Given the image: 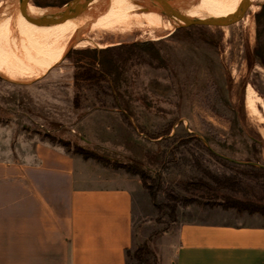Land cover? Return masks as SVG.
<instances>
[{"label":"rangeland","instance_id":"rangeland-1","mask_svg":"<svg viewBox=\"0 0 264 264\" xmlns=\"http://www.w3.org/2000/svg\"><path fill=\"white\" fill-rule=\"evenodd\" d=\"M26 1L0 0V20L15 16L21 8L31 13L33 20L44 18L64 10L72 0H37L25 8ZM89 1L87 9H106L121 0ZM252 1L242 21L221 28L186 27L169 12L141 4L135 13H156L152 23L141 27L131 15L129 28L90 35L92 44L85 49L75 44L56 45L41 35L11 39L9 35L32 32L0 29V159L33 140L68 152L59 141L47 137L51 134L96 153L110 164L138 165L148 173L149 184L161 178L160 202L171 197L206 201L209 191L189 183L202 179L213 185L210 172L235 174L245 182L244 191H220L219 202L230 196L264 206V177L243 176L204 147L240 162L258 158L264 163V148L257 151L253 146V140L264 141V67L254 57L258 33L264 42V17L260 26L255 17L264 0ZM247 2L193 0L191 11L202 4L193 18L216 23L236 16ZM145 42L154 43L161 61L138 50L130 54L127 49L115 48ZM105 48L113 49L110 55L118 65L116 80L109 77L100 84H76L74 52ZM250 88L255 113L247 108ZM76 98L79 108L75 107ZM124 111L131 126L122 116ZM184 139L191 140L183 143ZM146 150L153 155L145 158L142 153ZM142 199L137 193L138 213ZM142 204L143 216L136 220L140 241L149 244L158 264H173L172 248L166 249L177 239L179 225L157 222L159 212L146 190ZM212 212L215 215L204 214L203 218L233 223L253 219L234 209L225 212L216 207ZM202 213L198 204L180 207L178 223Z\"/></svg>","mask_w":264,"mask_h":264},{"label":"crops","instance_id":"crops-1","mask_svg":"<svg viewBox=\"0 0 264 264\" xmlns=\"http://www.w3.org/2000/svg\"><path fill=\"white\" fill-rule=\"evenodd\" d=\"M137 193L143 203L141 179L122 169L41 140L22 143L0 159V264H126L144 211ZM198 206L204 213L176 223L166 249L173 264H264V222L252 221L264 216L212 221L203 216L216 207Z\"/></svg>","mask_w":264,"mask_h":264},{"label":"trees","instance_id":"trees-1","mask_svg":"<svg viewBox=\"0 0 264 264\" xmlns=\"http://www.w3.org/2000/svg\"><path fill=\"white\" fill-rule=\"evenodd\" d=\"M256 21L258 26L261 25V21L264 17V6L262 9L256 13L255 15ZM260 33H258V43L255 48L254 57L258 61V63L264 67V42L262 43L260 40ZM56 47V45H53ZM58 48V47H57ZM116 49H127V51L131 54L132 52H145L154 60H162L161 54L159 49H157L153 42H145L143 44H134L130 47L120 46L115 47ZM113 51L112 48H105L102 50L96 49H87L74 52L76 55L75 64L78 71L74 76V81L76 84H100L103 81H107L108 78H113L116 80V75L118 74L117 68V61L113 59L110 55ZM75 107L79 108L80 103L78 98L74 101ZM124 120L131 126L130 118L125 113H122ZM52 140L59 141L67 150L68 152L73 150V153L79 154L85 159H94L104 165H112L115 169H122L125 172L138 176L141 181L144 190L148 191L152 202L154 203L156 209L159 212V217L157 219L158 223H165L169 226L176 225L178 222L177 211L180 207H188L194 204L198 205H209L211 207H222L225 210L234 209L239 213L247 212L249 214H259L264 216V206L254 205L250 203H245L239 200H235L233 197L224 196V202H219L220 198V191L222 190H230L232 192H240L241 190L244 191V180L240 179L237 175H215L212 173H208L213 185H210L204 180H199L193 183H189V186H193L197 189L204 188L205 190L209 191V194L206 195V201H197L196 199H182L177 197H171L170 201L168 202H160L158 200V191L161 188V178L158 179L153 185L149 184V176L148 173L143 169L140 168L138 165L133 163H108L105 161L101 156L97 155L96 153L84 149L82 147L73 145L70 141L59 139L54 135H47ZM191 139H184L182 140L183 143L190 142ZM199 140V139H198ZM258 141H262L259 139L253 140L254 150H261L264 148V145H260ZM204 147L209 151V153L214 156L218 161L223 164L228 165L231 169L237 171V173L242 174L243 176H251L256 179H260L264 177V168L259 167L257 165H264V163L255 158V160H246L241 161L242 163H254L257 165L251 164H241L239 163L240 160L232 159L230 161L226 158L231 159L225 155H218L214 153L210 148ZM212 200L214 202H212ZM134 247L132 249H128L126 251V264H158V258L156 253L150 248L148 243H143L140 241L137 231L134 234Z\"/></svg>","mask_w":264,"mask_h":264},{"label":"bare ground","instance_id":"bare-ground-1","mask_svg":"<svg viewBox=\"0 0 264 264\" xmlns=\"http://www.w3.org/2000/svg\"><path fill=\"white\" fill-rule=\"evenodd\" d=\"M135 1L136 0H121L106 9H87L90 1L81 0L66 18H64L66 14L65 10H61L54 15L37 18L36 20L30 18L31 13L29 12L25 15L24 10L21 8L17 10L15 16H9L8 18L0 20V29L8 32H32L31 34L9 35L8 37L11 39L41 35L44 39L56 45L70 47L72 44H75L77 47L84 48L92 41L90 35L99 36L100 33H111L118 28H129L132 22L131 15H133V18L141 27H144L146 22L152 23V19L158 17L156 13L143 14V16L135 13L136 7L142 6L141 4H145L147 7L156 9L157 11L168 12V9L159 0ZM169 2L180 14H188L193 5V0H169ZM244 7L245 5L242 7L241 11ZM201 8L202 4H198L186 17L196 21L193 17ZM197 22L212 23L211 19L208 22L203 20ZM248 93L247 108L250 112L255 113L257 108L253 99L250 97L253 93V89L250 88Z\"/></svg>","mask_w":264,"mask_h":264},{"label":"water","instance_id":"water-1","mask_svg":"<svg viewBox=\"0 0 264 264\" xmlns=\"http://www.w3.org/2000/svg\"><path fill=\"white\" fill-rule=\"evenodd\" d=\"M81 0H72L69 3H67V5L65 6V16L64 18H66L70 12L72 11V9L80 2ZM161 3H163V5L168 9V12L171 14V16L175 17L176 19H178L184 26L186 27H196V28H221V27H225V26H230L233 24H236L240 21H242L248 10L250 9V7L252 6V0H248V2L246 3L244 9L238 13L236 16H234L231 19L228 20H224V21H220V22H216V23H202V22H197L194 21L186 16L181 15L179 12H177L172 5L170 4L169 0H159ZM37 2V0H28L25 3V8H27L30 4L35 5ZM24 13L25 15L27 14L26 9H24ZM257 142L260 145H264V141H258ZM230 161H233L232 159L226 158ZM241 163V162H240ZM241 164H251V165H257L254 163H241ZM259 167H263L264 165H257Z\"/></svg>","mask_w":264,"mask_h":264}]
</instances>
